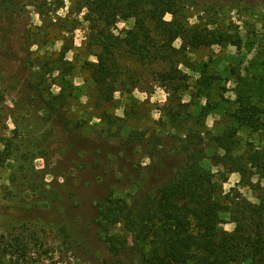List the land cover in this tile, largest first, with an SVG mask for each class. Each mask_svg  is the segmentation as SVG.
Instances as JSON below:
<instances>
[{
  "label": "rangeland",
  "instance_id": "rangeland-1",
  "mask_svg": "<svg viewBox=\"0 0 264 264\" xmlns=\"http://www.w3.org/2000/svg\"><path fill=\"white\" fill-rule=\"evenodd\" d=\"M182 1V16L191 25L208 26L217 43L174 55V65L186 76L178 90L160 85L155 67L123 57L120 77H135L128 88H138L117 91L106 104L87 66L96 57L86 41L88 23L77 13L81 0H0V264H143L131 248L120 254L108 249L98 224L100 204L111 193L136 194L140 184L158 186L161 179L152 181V173L172 172L187 159L173 154L166 169L158 168V158L145 156L152 145L141 150L123 139L132 132L162 136L168 150L175 139L165 131L166 113L172 109L197 117L208 102L220 106L203 117L205 135L222 133L234 125L225 113L237 97L236 74L251 78L252 62L253 71L264 62V0ZM134 26V18H123L113 31L123 34ZM65 37L72 47L66 59L74 64L67 79L73 94L50 115L32 84L41 80L46 94L62 91L65 82L52 78L50 84L42 74ZM181 44L178 39L174 47ZM194 121L184 120L185 126L195 129ZM240 136L264 144V128L255 135L245 129ZM229 177L226 191L240 181L239 173ZM242 192L258 202L252 190ZM225 217L219 228L233 231L235 223Z\"/></svg>",
  "mask_w": 264,
  "mask_h": 264
},
{
  "label": "trees",
  "instance_id": "trees-1",
  "mask_svg": "<svg viewBox=\"0 0 264 264\" xmlns=\"http://www.w3.org/2000/svg\"><path fill=\"white\" fill-rule=\"evenodd\" d=\"M81 2L77 13L83 14L88 23L86 41L90 54L96 57V61L88 62L87 66L106 104L115 100L117 91L132 93L138 88L137 84L128 88L129 81L135 77H120L123 57L129 56L147 67H155L154 74L160 85L178 90L186 76L174 65V55L181 50L217 43L208 26L191 25L187 16H182V0ZM168 14L172 16L170 20L166 19ZM123 18H134L135 26L123 34H115L113 27ZM178 39L182 40L180 49L174 47ZM62 40L65 42L61 52L45 61L42 74L50 82L52 78L54 82H65L62 91L46 94L40 86L41 80L32 84L50 115L60 112L73 94L67 79L74 64L66 59L72 47L66 43V37ZM256 66L258 69L253 71L255 64L252 62L251 78L236 74L237 97L225 113L234 120V125L222 133L210 138L205 135L203 117L220 106L208 102L197 117H184L181 111L172 112V109L166 113L169 128L165 131L175 139L168 150L162 136L153 139L147 138L146 133L135 135L132 132L123 139L125 144H134L141 150L152 145L145 156L152 160L158 158V168L166 169L167 159L173 154L185 155L187 162L166 174L152 173V181L161 179L158 186H150L153 184L149 182L148 185L140 184L136 194L117 196L111 193L100 204L101 239L112 253L120 254L131 248L143 264H243L247 261L264 264V144L244 142L240 136L242 130L248 129L255 135L264 128V62ZM37 73L41 74L42 70ZM188 119L195 120V129L185 126L184 120ZM208 161L212 164L208 165ZM233 173L240 174L238 187L226 191L224 186ZM254 176L258 179L254 180ZM242 188L256 193L258 202L246 198ZM227 214L235 223L233 231L219 228ZM118 229L124 235L116 232Z\"/></svg>",
  "mask_w": 264,
  "mask_h": 264
}]
</instances>
